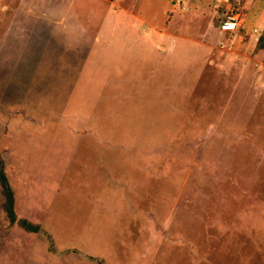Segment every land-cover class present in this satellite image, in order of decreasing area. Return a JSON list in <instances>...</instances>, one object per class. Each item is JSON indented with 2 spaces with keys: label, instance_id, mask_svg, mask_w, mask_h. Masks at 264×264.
Here are the masks:
<instances>
[{
  "label": "rangeland",
  "instance_id": "1",
  "mask_svg": "<svg viewBox=\"0 0 264 264\" xmlns=\"http://www.w3.org/2000/svg\"><path fill=\"white\" fill-rule=\"evenodd\" d=\"M258 12L0 0V264H264Z\"/></svg>",
  "mask_w": 264,
  "mask_h": 264
},
{
  "label": "trees",
  "instance_id": "2",
  "mask_svg": "<svg viewBox=\"0 0 264 264\" xmlns=\"http://www.w3.org/2000/svg\"><path fill=\"white\" fill-rule=\"evenodd\" d=\"M256 1L263 2L264 0H255V2L253 3V8H257V6L260 4L259 2H256ZM254 51L255 52L264 51V29L261 31L260 35L258 36V39L254 47ZM0 187H1L2 194L4 196L3 209L6 213L8 222L10 224H13L16 222V216L14 213V194L8 182V178L5 172V164L1 157V153H0ZM18 223L25 230L37 231L36 226L30 225L25 220H19Z\"/></svg>",
  "mask_w": 264,
  "mask_h": 264
},
{
  "label": "built area",
  "instance_id": "3",
  "mask_svg": "<svg viewBox=\"0 0 264 264\" xmlns=\"http://www.w3.org/2000/svg\"><path fill=\"white\" fill-rule=\"evenodd\" d=\"M238 14H225L224 18L221 20V23L219 24L218 28L223 33H231L234 32L237 28V18ZM220 47H222V44H220Z\"/></svg>",
  "mask_w": 264,
  "mask_h": 264
},
{
  "label": "crops",
  "instance_id": "4",
  "mask_svg": "<svg viewBox=\"0 0 264 264\" xmlns=\"http://www.w3.org/2000/svg\"><path fill=\"white\" fill-rule=\"evenodd\" d=\"M249 2L250 3H254L255 2V0H249ZM256 2H259L260 4L257 6V10L259 11L258 13H259V18L261 19L262 18V20H261V22H262V25H263V28L261 29V30H263L264 29V1L263 2H261V1H256ZM256 4V3H255ZM255 9V8H254ZM255 32V31H254Z\"/></svg>",
  "mask_w": 264,
  "mask_h": 264
}]
</instances>
